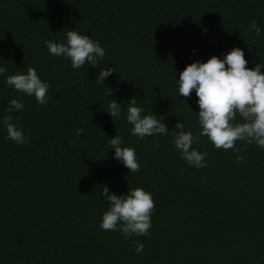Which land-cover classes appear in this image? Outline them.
<instances>
[{"label":"trees","instance_id":"16d2710c","mask_svg":"<svg viewBox=\"0 0 264 264\" xmlns=\"http://www.w3.org/2000/svg\"><path fill=\"white\" fill-rule=\"evenodd\" d=\"M69 30L105 49L96 68L49 53L45 41L66 42ZM235 47L249 68L264 61V0H0V264H264V149L242 141L240 153L216 149L200 136L195 91L185 99L178 90L186 66ZM29 66L49 84L47 106L6 83ZM109 67L116 72L98 85ZM132 98L142 115L163 116L168 134L132 135ZM13 99L24 108L12 122L30 143L7 139ZM112 99L121 104L115 120ZM177 123L199 138L193 148L208 153L206 167L182 159ZM117 134L135 149L139 172L114 159ZM104 186L152 194L151 236L100 228Z\"/></svg>","mask_w":264,"mask_h":264},{"label":"clouds","instance_id":"9594fccd","mask_svg":"<svg viewBox=\"0 0 264 264\" xmlns=\"http://www.w3.org/2000/svg\"><path fill=\"white\" fill-rule=\"evenodd\" d=\"M251 29L257 36L261 28L255 20L251 21ZM45 44L51 55L70 60L71 67L78 69L86 63L96 68L99 60L105 56V49L99 41L92 40L88 35H81L76 30H69L66 42L57 43L47 40ZM243 49L239 47L229 51L223 59L212 56L207 62L196 61L189 64L179 73V95L185 99L192 96L193 90L199 106L198 120L202 131L200 136L207 137L218 150L240 153L243 149L236 147L238 141L247 145L255 144L264 149V61L254 68L247 67ZM114 68L109 67L99 72L96 83L103 84L109 78ZM7 73L0 66V76ZM6 83L14 90L28 96H34L36 101L47 106L49 84L42 81L33 67H27L26 73L21 71L7 75ZM113 90L107 93H110ZM127 109V122L133 125L131 134L140 139L153 135H166L169 127L163 123V116L142 115L143 108L137 106V99L132 98ZM24 104L13 99L9 102L2 123L7 131V139L18 145L30 143L29 138L20 129L18 123H13L14 111H21ZM115 120L121 114V104L112 99L106 110ZM172 131L173 143L180 152L182 159L188 165L197 169L207 166L208 153L193 148L200 140L192 131H185L184 123H177ZM83 129L77 128L75 134L79 137ZM73 143L75 141H72ZM124 141L117 134L109 140L115 150L114 159L120 161L132 173L140 171V164L134 148L122 147ZM245 159L236 155V162ZM104 199L109 202V208L102 216L100 228L105 231H120L125 238L132 236H151V217L156 210L152 194L143 188H130L125 195L109 194V188L103 187ZM137 253L143 251L144 245L136 241Z\"/></svg>","mask_w":264,"mask_h":264}]
</instances>
